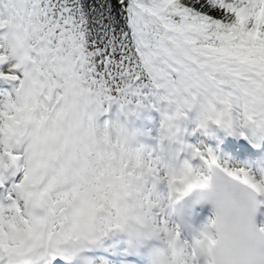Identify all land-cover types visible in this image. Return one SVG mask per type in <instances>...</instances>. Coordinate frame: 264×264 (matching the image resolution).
I'll return each instance as SVG.
<instances>
[{"label": "snow or ice", "instance_id": "snow-or-ice-1", "mask_svg": "<svg viewBox=\"0 0 264 264\" xmlns=\"http://www.w3.org/2000/svg\"><path fill=\"white\" fill-rule=\"evenodd\" d=\"M133 96L174 106L156 150L97 131L113 102L132 114ZM194 107L204 135H264V0H0V264H143L149 241L201 264L172 219L173 168L192 183L211 167L264 184L180 139ZM105 246L110 257L96 254Z\"/></svg>", "mask_w": 264, "mask_h": 264}, {"label": "clouds", "instance_id": "clouds-1", "mask_svg": "<svg viewBox=\"0 0 264 264\" xmlns=\"http://www.w3.org/2000/svg\"><path fill=\"white\" fill-rule=\"evenodd\" d=\"M97 131L102 138L110 137L117 148L134 149L131 144L134 134L119 120L105 122ZM131 161L135 164L134 155ZM230 162L234 166L238 164ZM252 174L257 182L264 184V175ZM171 175L183 193L174 206L193 192L198 203L211 205V215L193 226L189 235L192 250L201 258V264H264V222H256L257 201L252 190L211 167L204 170L206 180L202 183L182 181L183 171L179 167L173 168ZM169 178L166 175L163 179ZM179 259L173 245H156L148 255L147 264H178ZM184 264H189L187 258Z\"/></svg>", "mask_w": 264, "mask_h": 264}, {"label": "bare ground", "instance_id": "bare-ground-1", "mask_svg": "<svg viewBox=\"0 0 264 264\" xmlns=\"http://www.w3.org/2000/svg\"><path fill=\"white\" fill-rule=\"evenodd\" d=\"M173 107L168 105L167 101L161 103L159 107H156L153 112H143V111H134L132 114L125 116L122 114L121 110H117L116 107H109L108 111L101 116L104 122L117 121L126 124L129 131L134 134V139L132 140V146L136 148H140V145L144 147L145 150L149 147L150 150H156L159 146V126L160 122L163 118L164 113L171 112ZM156 113L158 115H156ZM199 116L198 108H193L187 111L186 116L180 119V139L183 140L187 144H197V139L195 137V128L196 120ZM212 126H210V132L208 135H205L206 140L211 141L212 137ZM251 139L255 144H260L263 140L264 135L255 134L249 131L246 136H240ZM194 140V141H193ZM168 143L167 141L165 142ZM170 147L175 150L179 147V143L177 141H173L170 144ZM148 151V150H147ZM149 152V151H148ZM196 163V161H193ZM239 164V163H238ZM246 167V166H245ZM249 169V168H248ZM252 173H259L260 175H264L263 167L258 165H252L249 169ZM261 201V206L264 208V192H255ZM183 201V199L181 200ZM264 221V220H263ZM123 241L126 242L125 239L121 238L119 243L123 244Z\"/></svg>", "mask_w": 264, "mask_h": 264}, {"label": "rangeland", "instance_id": "rangeland-1", "mask_svg": "<svg viewBox=\"0 0 264 264\" xmlns=\"http://www.w3.org/2000/svg\"><path fill=\"white\" fill-rule=\"evenodd\" d=\"M97 117H98V116H97ZM97 117L95 118V122H96Z\"/></svg>", "mask_w": 264, "mask_h": 264}]
</instances>
